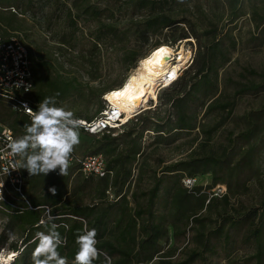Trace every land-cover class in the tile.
Segmentation results:
<instances>
[{
  "label": "rangeland",
  "instance_id": "obj_1",
  "mask_svg": "<svg viewBox=\"0 0 264 264\" xmlns=\"http://www.w3.org/2000/svg\"><path fill=\"white\" fill-rule=\"evenodd\" d=\"M127 2L129 0H33L27 7L20 2L17 7L14 6L16 14L9 18L12 28L4 23H1V27L23 35L34 60L33 71L37 82L46 78L53 81L58 76L74 81L77 91L56 99L57 106L71 110L76 118L83 119L93 118L103 110L104 94L119 87L137 61L152 49L165 44L176 52L180 50L184 41H175L178 30L174 33L164 30L152 34L146 43L138 41L133 33L136 26L146 19L164 13L174 20L184 21L186 25L179 24L178 29L185 26V30L189 29L193 33V36L189 35L190 38L185 39L187 42L183 48L188 59L190 52L192 56L197 55L200 49L204 51L211 43L212 37L217 38L213 72L216 74L215 85L222 103H234L229 116L218 110L204 113L203 105L210 97L205 96L206 91L203 90L183 102L188 115L194 117L195 128L191 133L172 131L176 121L175 109H171L169 119L165 120L166 107L169 105L160 104V91L155 105L157 107L151 103L149 109L141 108L132 120L115 131L118 135L124 130L113 145V153H108L111 147L102 143L101 135L88 136L82 133L74 151L77 154L101 151L107 159H122L121 164L125 161L130 178L124 192L128 194L131 206L134 204L130 194L137 193L136 202L144 207L146 200L140 193L153 186L155 177L165 176L162 171L167 165L207 156L235 162L241 150L254 144L259 153L253 172L245 173L238 183L230 182L229 189L224 181L213 184L209 176L195 178L193 185L201 189L199 194L206 196V199H213L210 207L197 215L199 221L196 223L181 217L175 219L177 230L168 226L170 218L162 201L166 183L161 186L155 207L157 213H164L167 226L160 253L172 263L184 261L190 253L198 252L202 257L191 264H254L251 255L255 246L249 241L247 233L256 222L248 221L240 227L229 228L225 219L253 209L258 213L259 208L264 206V133L260 129L264 116L256 119L255 115L264 109V0H174L155 11L140 10ZM85 3L101 11L99 20L79 14V17L76 16V26L67 24L69 9L75 15L74 6ZM2 11L5 12L0 13L5 16L12 12L7 8ZM100 24L112 26L115 31L104 36L103 44L94 48L90 35L96 32ZM210 31L213 34H207ZM62 39L68 44H59ZM129 55L132 60H125ZM187 67L185 65L182 70ZM251 85L261 86L258 90L234 96L243 86ZM36 92L34 88L32 96ZM12 113L7 105L0 106V118L7 123L11 121L7 115ZM247 117L258 125L249 142L240 138L241 133L249 128ZM129 131L131 134L128 135ZM120 166L115 165L116 172ZM76 178L83 179L73 172L70 185ZM92 179L90 185L75 192L72 202L81 205L99 204V207L105 204V201L97 198L98 185L95 184L96 178ZM170 182L173 184L175 181ZM179 185L185 189L191 187L184 183ZM15 193L18 192L9 187L0 199V250L5 255L14 252L12 246H17V253H20L25 238L24 231L6 216L4 204L9 203L15 208L23 201L21 197L24 193L20 197ZM225 194L228 195L226 199L223 198ZM111 195L112 190L109 194L106 192L107 200L112 199ZM219 228L222 229L221 236L216 233ZM226 234L228 238H224Z\"/></svg>",
  "mask_w": 264,
  "mask_h": 264
},
{
  "label": "trees",
  "instance_id": "obj_2",
  "mask_svg": "<svg viewBox=\"0 0 264 264\" xmlns=\"http://www.w3.org/2000/svg\"><path fill=\"white\" fill-rule=\"evenodd\" d=\"M174 0H129L127 4L132 3L138 9H148L155 11L161 8L168 2ZM23 2L25 6H29L33 0H0V12L6 9L10 12L11 8L17 7V4ZM74 6L76 14L73 15L70 12L67 13L66 20L72 26L77 25L76 16L83 14L99 20L101 11L92 8L90 5ZM11 15L5 16L0 13V25L1 23L6 26H11L10 17L15 15V12H11ZM235 14V13H234ZM179 24H184V21H178L172 19L170 16L164 13H158L150 18L146 19L142 23L138 24L133 33L134 37L140 42H148L149 36L162 32L164 30L174 33L177 31L175 41H184L190 38L189 29H178ZM101 25V24H100ZM3 33H7L6 29H2ZM115 28L108 25H101L97 27L94 34L90 35V39L93 42L94 48L103 44L104 36L114 32ZM74 33L72 35L74 36ZM207 34H213L208 32ZM59 44L64 46L68 42L64 39L59 41ZM218 39L212 37L211 43L206 46L204 51L194 54L193 60L190 65L180 72L177 80L169 87L162 90L160 95V104L167 103L166 118L169 119L171 109H175V118L173 130H177L179 133L186 132L191 133L194 127V117L188 115L187 109L183 102L189 100L193 96H196L201 91H206L205 96H209L210 99L203 106L204 113L209 111H221L225 112L226 116L231 114L234 103L223 102L221 97L217 94V87L215 85L216 74L213 72V62L217 53ZM32 55V54H31ZM33 59V57H32ZM125 60L131 61L132 56L129 55ZM34 62V60H33ZM45 65V64H44ZM51 68V67H49ZM34 88L37 92L31 98L34 102L39 104L45 97H55V99H62L70 94L72 91H77L74 81L56 77L53 81L50 79H44L37 82L33 71ZM95 80L96 78H92ZM261 85L243 86L239 91L234 93V96L247 91H255L260 88ZM57 93L59 95H57ZM0 106H4L0 103ZM157 107V106H155ZM256 119L260 116H264V109H260L255 113ZM259 116V117H258ZM10 119V123L0 118V121L6 123L15 134L20 137L25 134L24 125L30 124L31 120L25 115L12 113L7 115ZM247 123L249 128L241 133L240 138L245 142H249L251 137L254 136L255 131L258 129V125L253 119L247 117ZM82 119V118H78ZM91 119V118H89ZM87 119V120H89ZM143 120L142 117H139ZM141 124V122L139 123ZM262 133H264V123L260 127ZM124 130L116 136L111 134H103L101 136L102 143L108 144L111 148L108 153H113V145L119 135H122ZM80 133L82 131L80 130ZM84 135L85 134L82 133ZM131 134V131L127 133ZM98 152V151H96ZM101 152V151H100ZM259 150L254 144H249L245 149L239 153V159L235 162H230L228 159L219 157L207 156L201 159H190V161H179L174 164L167 165L163 168L164 177H155L153 186L146 192L140 193L141 197L145 198L146 205H142L136 202L137 193H131L132 202L134 206L130 205L128 201V194L124 192L125 187H128V180L130 178V170L126 168L125 161L122 159H107L106 155V167L112 172L111 176L104 178H98L95 180L97 188V198L105 201L102 207L99 204L81 205L72 202L71 198L75 192L82 191L85 187L93 182L92 178H76L71 184V176L74 171L73 168L68 169L66 176H60L57 172H52L47 176H29L27 171L23 169L24 176V195L22 203L15 208H12L9 203L4 204L7 209L6 216L10 218L11 223L24 231L25 238L23 240L22 249L19 255L13 260L14 264H32L31 253L36 246L37 242H34L35 233L38 231L47 232V227L41 225L37 227L41 218H45V212L47 209H51L52 215L56 217L53 221L58 225L57 231L61 236L66 239V245L59 248L60 254L67 258L68 264H72L75 253L78 251V245L75 243L78 233H82L85 223L88 229L95 228L97 230V247L103 253H106L111 258V264H191L196 259L201 258L202 254L198 252H192L187 256V259L181 262L172 263L161 252V241L167 234V226L165 225L164 213H157L155 211L156 204L159 201L161 186L165 195L162 198L164 208L167 210V216L170 218L168 226L172 230H177L175 225V219L185 218L191 223L199 221V213L203 209H208L213 199H206V196L200 195V188L192 185L188 189L181 188L180 183L183 184L184 178H205L209 176V179H213V184L219 182L226 183L228 189L230 182L238 183L245 173L253 172L256 162V156ZM139 154V152L137 153ZM121 165L117 172L115 171V165ZM73 171V172H72ZM80 175L78 173H75ZM81 176V175H80ZM169 176V177H167ZM172 176V177H170ZM82 177V176H81ZM168 179V180H167ZM171 180L175 181L171 184ZM55 186L57 188V194L53 196L49 191V187ZM70 186V187H69ZM112 190V199L107 200L106 192ZM20 197L19 195H17ZM227 194L223 195V198H227ZM229 228L240 227L243 223L248 221H255V226L252 227L248 234L249 241L254 244V252L251 255V259L254 264H264V206L259 208L258 213L256 209L250 212L238 215L236 217H228L225 219ZM225 224V223H224ZM223 224V225H224ZM50 227V223L48 225ZM253 226V224H251ZM216 233L219 236L222 235V229H216ZM224 238H228L226 234ZM11 249L14 252L18 251L17 246H12ZM94 264H104V256H100L98 260L94 261Z\"/></svg>",
  "mask_w": 264,
  "mask_h": 264
},
{
  "label": "clouds",
  "instance_id": "obj_3",
  "mask_svg": "<svg viewBox=\"0 0 264 264\" xmlns=\"http://www.w3.org/2000/svg\"><path fill=\"white\" fill-rule=\"evenodd\" d=\"M22 108L31 122L24 125V135L8 144L10 155L16 158L9 162L11 170L24 169L29 176L42 174L44 177L58 171V175L66 176L70 158L80 143L81 121L71 110L57 106L55 97H45L35 111L27 104ZM3 172L8 175L9 167H4ZM48 191L53 196L57 194L55 186L49 187ZM2 198L3 194L0 193V199ZM45 217L46 219H40L37 227L44 225L47 232L35 233L34 242L37 243L31 253L32 264H68L67 258L59 251L60 247L66 245V239L57 231L58 225L53 222L56 217L52 215L51 209L46 210ZM75 243L78 245V251L72 264H94L102 255L104 264H111V258L97 247L95 228L88 229L85 223L82 233L77 234ZM18 255L17 252L5 255V252L0 250V264H11Z\"/></svg>",
  "mask_w": 264,
  "mask_h": 264
},
{
  "label": "built area",
  "instance_id": "obj_4",
  "mask_svg": "<svg viewBox=\"0 0 264 264\" xmlns=\"http://www.w3.org/2000/svg\"><path fill=\"white\" fill-rule=\"evenodd\" d=\"M11 11L15 12L12 8ZM192 58L193 56L190 52V60L186 65L191 64ZM33 64L31 51L24 41L23 35L18 32H7L4 34L0 25V103L7 105L13 113L27 116L29 120L30 117L22 106L27 104L34 111L37 110L38 104L31 98L35 86ZM179 75L170 78L167 85H164V83L160 84L156 88V98L159 92L172 85ZM148 103H152L155 106L157 105V99L156 101L149 100ZM104 105L105 107L97 116L89 120L79 119L81 121L79 130L82 133L101 136L103 134H111V136H116L115 131L124 127L139 111L133 113L128 121H123L124 113H119L106 102H104ZM16 138L18 136L15 132L6 123L0 121V193L3 194L10 187L18 192L15 194L21 196L24 187L23 169L12 171L9 163L16 158L10 155L8 144ZM4 167H9L10 173L8 175L3 172ZM69 168H73L75 173L80 174L84 178L98 179L112 175V172L106 167L105 156L100 151L85 154H77L74 151L70 158ZM195 180V178H184L183 183L192 186Z\"/></svg>",
  "mask_w": 264,
  "mask_h": 264
},
{
  "label": "bare ground",
  "instance_id": "obj_5",
  "mask_svg": "<svg viewBox=\"0 0 264 264\" xmlns=\"http://www.w3.org/2000/svg\"><path fill=\"white\" fill-rule=\"evenodd\" d=\"M186 42L184 40L176 53L165 44L152 49L137 61L119 87L104 94L103 100L119 113H124L123 121H128L141 108L149 109V100L157 99L156 88L163 83L167 85L170 78L178 76L190 60L183 49Z\"/></svg>",
  "mask_w": 264,
  "mask_h": 264
},
{
  "label": "crops",
  "instance_id": "obj_6",
  "mask_svg": "<svg viewBox=\"0 0 264 264\" xmlns=\"http://www.w3.org/2000/svg\"><path fill=\"white\" fill-rule=\"evenodd\" d=\"M80 131V130H79Z\"/></svg>",
  "mask_w": 264,
  "mask_h": 264
},
{
  "label": "snow or ice",
  "instance_id": "obj_7",
  "mask_svg": "<svg viewBox=\"0 0 264 264\" xmlns=\"http://www.w3.org/2000/svg\"><path fill=\"white\" fill-rule=\"evenodd\" d=\"M115 95V94H114Z\"/></svg>",
  "mask_w": 264,
  "mask_h": 264
}]
</instances>
